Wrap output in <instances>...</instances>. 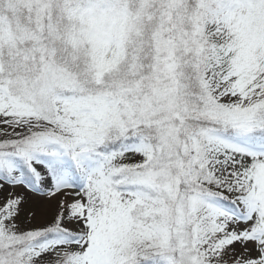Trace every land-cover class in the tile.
<instances>
[{
  "label": "snow or ice",
  "instance_id": "obj_1",
  "mask_svg": "<svg viewBox=\"0 0 264 264\" xmlns=\"http://www.w3.org/2000/svg\"><path fill=\"white\" fill-rule=\"evenodd\" d=\"M0 264H264V0H0Z\"/></svg>",
  "mask_w": 264,
  "mask_h": 264
}]
</instances>
